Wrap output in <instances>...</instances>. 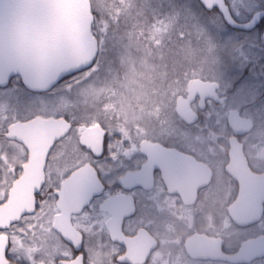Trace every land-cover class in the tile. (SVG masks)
<instances>
[{
	"label": "snow or ice",
	"instance_id": "6c2138e0",
	"mask_svg": "<svg viewBox=\"0 0 264 264\" xmlns=\"http://www.w3.org/2000/svg\"><path fill=\"white\" fill-rule=\"evenodd\" d=\"M222 4L229 7L223 0H200L206 13L220 14ZM250 6V0H238L229 16L250 18ZM88 12L85 50L38 69L0 57V264H94L96 251L108 254L102 264H130L111 225L119 221L124 235L145 226L143 212L156 211L147 207L153 187L145 178L175 174L190 154L176 140L215 123L229 107L264 115L254 90L230 89L224 78L225 62L243 60V51L217 43L185 13L156 16L151 0H90ZM256 27L264 30V19ZM193 41L211 64L208 75L196 72L204 90L190 92L188 79L195 77L180 74L169 107L138 128L106 109L100 97L120 86V70L142 42L165 60L182 58L183 45ZM178 99L195 113L192 119L176 110ZM56 216L66 217L79 238L53 226Z\"/></svg>",
	"mask_w": 264,
	"mask_h": 264
},
{
	"label": "flooded vegetation",
	"instance_id": "af4514ba",
	"mask_svg": "<svg viewBox=\"0 0 264 264\" xmlns=\"http://www.w3.org/2000/svg\"><path fill=\"white\" fill-rule=\"evenodd\" d=\"M224 1L225 4L229 5V11L230 7L238 2V0ZM262 4H264V0H250L251 6L248 8V11L252 13L250 18L240 15L238 12L231 16L238 24H253L245 29H238L227 25L220 14L213 12L218 17V28H221L225 32L224 35L219 33L220 38L216 39L217 43L222 44L223 39H229L232 47L242 50L244 53L243 60L229 58L227 75L224 76L225 80L228 81L230 89L236 91H243L245 89L254 90L256 93L255 98L259 103H264V30L257 28L256 25L260 23L261 19H264V7H261ZM148 16L149 14L146 16V19L151 23L152 19L148 18ZM144 44L146 45L147 43ZM180 74H183L184 78H188V74L181 67L177 72L170 73L165 79L166 82H163L164 88L166 89L163 88L161 90V95L157 96V99L155 97L152 105L154 112L145 118L136 117L131 123L133 127L138 128L141 123H148L149 118L162 114V110L169 107L173 96L181 87L177 80ZM191 80L200 79L199 77L188 79V83ZM162 101L164 103L163 105H167L163 106ZM177 104H180L181 109L187 108L186 102H182V99H178ZM105 107L109 111L115 112L118 117H122L126 122L125 116L120 114L118 106L112 105ZM232 111L237 110L229 107L227 111L223 112L220 115V122L216 120L213 124L205 123L203 128H200L203 134L193 129L186 138L176 140L177 146L184 148L186 153L190 154L184 156L185 164L175 174L157 177L154 181L150 176L145 178L149 186L153 187L152 194L148 197V199L153 201V204L147 205V207L152 208L154 206L156 211L143 212L141 222L144 223V227H139L135 230L134 235H124L120 231L119 221L111 225L110 231L112 232L113 238H117L119 233H122L128 238L139 235L134 248L135 260L141 259L146 255L143 264H146V262L147 264H152L156 257L169 256L168 248L172 245L173 239L177 240V238L179 240L177 245L186 257L189 258L184 248V242L193 234H204L208 237L220 238L223 241L222 251L225 253H232L242 242L264 235V232L252 237L247 234L250 228L258 225L263 220L264 204L262 217L255 224L237 226L230 219L229 208L237 201L240 187L239 182L226 170V167L231 164L229 155L231 149L230 142L236 139L237 143L241 145V151L245 161L244 163L239 161L234 162L233 165L237 166V172L242 173L244 166H246L253 174L261 175L264 173V165L260 168L253 167L245 142L246 136L252 133L255 128L264 129V115L256 113L254 118L253 115L249 114L250 116H247L245 113L241 114L237 111L239 117L248 119L253 124L252 129L248 133L238 138V136H233L228 124V116ZM222 126L227 128L228 134L213 139L203 136L207 131L218 135L219 128ZM140 203L141 201L138 200V207ZM123 206L128 211H131L130 200L123 201ZM189 221L192 222L193 227L190 232L187 229ZM224 222L228 224V234L224 232V227H222ZM52 223L53 226L60 227L66 235L78 239L71 232V227L73 228V226L67 223L66 217L56 216L53 218ZM129 230L131 231L132 229ZM236 230L240 234H243V240L233 243L232 238L234 236H230L229 231L235 232ZM152 241H155V247L149 251V246L152 244ZM230 242L233 244L231 245ZM102 255L107 256L108 254H101L99 251L93 253L94 264H102ZM197 262L226 264L213 261ZM109 264H111L110 259Z\"/></svg>",
	"mask_w": 264,
	"mask_h": 264
},
{
	"label": "water",
	"instance_id": "95a60500",
	"mask_svg": "<svg viewBox=\"0 0 264 264\" xmlns=\"http://www.w3.org/2000/svg\"><path fill=\"white\" fill-rule=\"evenodd\" d=\"M200 4V0H197ZM4 3V2H3ZM22 7L28 10L35 20L43 24L46 29L40 32L34 40L23 44L14 39L15 31L11 20L6 19L0 10V57L6 62L11 61L17 67H32L38 69L45 63L61 57L73 55L85 50L89 43L87 24L90 22L88 12L90 0H21ZM225 4V1L223 0ZM220 15L223 21L238 29L249 28L250 23L238 24L229 16L228 7L221 5ZM206 83L200 80H191L187 89L190 92L202 91ZM185 104V103H184ZM177 111L185 119H192L191 109L180 108ZM228 124L233 133H248L253 124L241 118L237 111L230 112ZM229 151L231 164L226 170L239 182L237 201L229 208V217L237 226H248L257 223L263 214L264 204V173L253 174L244 166L242 173H238L234 162L244 163L241 145L236 139L230 142ZM26 201L21 200V205ZM71 232L79 238V234L71 227ZM139 235L128 238L119 233L117 238L123 240L127 246L125 253L130 264H143L146 255L135 260V242ZM223 241L220 238L208 237L204 234H193L184 242L187 256L197 261H213L226 264H250L264 258V235L242 242L232 253L222 251ZM155 241L149 246L154 249Z\"/></svg>",
	"mask_w": 264,
	"mask_h": 264
},
{
	"label": "rangeland",
	"instance_id": "374dc122",
	"mask_svg": "<svg viewBox=\"0 0 264 264\" xmlns=\"http://www.w3.org/2000/svg\"><path fill=\"white\" fill-rule=\"evenodd\" d=\"M171 2L172 0H151V5L153 8V5L156 4L155 6L157 10L160 11L159 16L162 17L167 15L164 12L161 13L164 4L167 6H174L175 4ZM175 2L180 4L181 9H183L184 13L189 17L190 22L198 21L200 24L206 26L215 40L220 38V34H225L224 30L218 28V17L216 14L212 13L211 16L207 17L195 0H175ZM156 8H153L154 13ZM229 41V39H223L222 44L232 46V43ZM181 51L182 58L180 59L166 57L165 60H161L160 53L156 49L149 47L147 44L145 45L144 43H141L140 50H134L133 54L124 62V66L120 70V86L111 92H105L100 99L107 101L105 106H118L120 114L125 116L127 123L131 124L136 117L145 118L150 116V114L154 112L152 105L155 97L157 99V96L161 95V90L164 88L163 82H166L165 79L170 73L177 72L180 67L182 69L184 68V72L187 73L188 76L189 73H191L194 77H198L196 76V72L198 71L202 72L204 75H208L211 72L209 58L200 54L195 46V41L190 45H183ZM228 60L223 65L224 76L227 75ZM193 64L196 65L195 69L190 67V65ZM163 104L162 101V105ZM244 113L247 116L252 115L248 112ZM220 120L221 117L219 116L217 121L220 122ZM219 130L218 135H214L213 132L207 131L203 136L213 139L228 134L225 126H222ZM199 131L203 134L202 130ZM245 142L248 147V154L251 157L253 167H262L264 165V129L255 128L252 133L246 136ZM222 225V227H224V232L228 234V224L224 222ZM187 229L188 232L193 229L191 221L188 222ZM263 232L264 218L258 225L250 228L247 234L252 237ZM229 235L234 236L232 238L233 243L241 242L243 240V234H240L238 230L235 232L229 231ZM178 243V238L177 240L173 239L172 245L168 248L170 255L167 257H156L152 264H221L192 261L186 257L184 252L177 245ZM233 243H231V245ZM252 264H264V258L257 260Z\"/></svg>",
	"mask_w": 264,
	"mask_h": 264
},
{
	"label": "clouds",
	"instance_id": "9594fccd",
	"mask_svg": "<svg viewBox=\"0 0 264 264\" xmlns=\"http://www.w3.org/2000/svg\"><path fill=\"white\" fill-rule=\"evenodd\" d=\"M0 10L3 16L12 22L14 39L22 44L34 40L40 32L46 30L40 21L35 20L31 13L22 7L21 0H4Z\"/></svg>",
	"mask_w": 264,
	"mask_h": 264
},
{
	"label": "trees",
	"instance_id": "16d2710c",
	"mask_svg": "<svg viewBox=\"0 0 264 264\" xmlns=\"http://www.w3.org/2000/svg\"><path fill=\"white\" fill-rule=\"evenodd\" d=\"M172 2H173L175 5H174V6H167V5L164 4V8H163V10H161V11H162L161 13L164 12V13L168 14V13L171 12V10L173 11V9H175V10H177V11H181V12L184 13V10L181 9L179 3H176L175 0H172ZM172 2H171V3H172ZM152 4H155V3H152ZM155 5H156V4H155ZM155 5H153V6H154L153 8H156ZM153 8H152V9H153ZM200 9H201V8H200ZM159 12H160V11L157 10V8H156V9H155V15H156V16H159V14H160ZM148 14H149L148 18L152 19V15H153V14H152V11H150ZM204 14L207 15V17H209L211 13H206V12H204Z\"/></svg>",
	"mask_w": 264,
	"mask_h": 264
}]
</instances>
